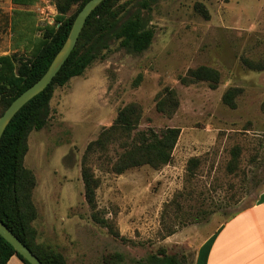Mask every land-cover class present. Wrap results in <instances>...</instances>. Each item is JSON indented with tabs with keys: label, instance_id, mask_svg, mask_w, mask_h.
Segmentation results:
<instances>
[{
	"label": "rangeland",
	"instance_id": "rangeland-1",
	"mask_svg": "<svg viewBox=\"0 0 264 264\" xmlns=\"http://www.w3.org/2000/svg\"><path fill=\"white\" fill-rule=\"evenodd\" d=\"M119 5L126 11L123 20L143 19L153 31L152 42L140 54L113 42L81 76L54 88L47 123L29 134L23 159L35 179V242L65 264L145 263L163 253L193 264L201 243L264 190V69L243 63L264 65V0H120ZM56 15L53 0L31 7L0 0V52L28 57ZM201 66L217 71L216 88L182 81ZM229 88L241 89L234 109L222 103ZM169 92L178 105L166 102L160 110L158 102ZM131 104L140 113L137 131L178 128L180 135L169 164L118 175L109 170V161L122 152L117 142L86 157L85 151ZM234 148L239 157L230 172ZM84 159L99 182L95 211L106 227L91 218L84 198ZM190 159L198 160L193 173Z\"/></svg>",
	"mask_w": 264,
	"mask_h": 264
},
{
	"label": "trees",
	"instance_id": "trees-1",
	"mask_svg": "<svg viewBox=\"0 0 264 264\" xmlns=\"http://www.w3.org/2000/svg\"><path fill=\"white\" fill-rule=\"evenodd\" d=\"M39 0H11L15 7L35 6ZM89 0H53L57 15L53 25H47L39 36L34 51L26 58L17 52L0 56V116L7 107L25 90L38 81L48 69L55 55L65 43L79 11ZM120 0H104L87 18L79 35L75 48L65 61L53 81L37 96L28 101L11 119L0 139V220L42 264H65L63 257L35 242L36 231L32 222L36 218V209L32 202V190L35 185L33 174L23 166L28 150L27 140L32 131L43 129L49 117V103L55 87L64 86L70 79L79 77L94 61L104 58V52L113 42L130 53L140 54L148 49L153 39V31L147 28L143 19L132 16L123 20L124 7ZM147 7L145 2L142 3ZM208 18L202 5H197ZM74 8L73 13L69 12ZM124 12V13H123ZM14 26L18 23L14 21ZM41 30V29H40ZM243 63L252 69H264L261 63L247 59ZM189 82H207L216 88L219 75L216 70L198 67L188 72L182 80ZM241 92L239 88H229L222 96V103L231 109L236 108L235 98ZM168 99L158 102L162 110L166 102L173 107L178 103L174 93L169 92ZM140 113L136 105L131 104L119 110L111 126L104 129L97 140L86 147L85 157L96 149H104L110 142H117L122 152L114 161H109V170L114 174L149 166L159 169L171 162L172 152L178 141V128H164L159 131H137ZM232 159L228 165L230 172L235 171L239 149L231 151ZM82 167L84 198L91 209V218L102 226L108 222L96 213V189L99 185L92 169ZM198 160L190 159L188 171L193 173ZM204 218V217H202ZM170 230L168 235L173 234ZM16 256L23 264H29L0 236V264H6L10 257ZM135 264H179L176 256L166 254L152 255L145 263Z\"/></svg>",
	"mask_w": 264,
	"mask_h": 264
},
{
	"label": "crops",
	"instance_id": "crops-1",
	"mask_svg": "<svg viewBox=\"0 0 264 264\" xmlns=\"http://www.w3.org/2000/svg\"><path fill=\"white\" fill-rule=\"evenodd\" d=\"M0 52V56H5ZM6 264H23L16 256ZM193 264H264V190L250 207L215 229L198 247Z\"/></svg>",
	"mask_w": 264,
	"mask_h": 264
},
{
	"label": "water",
	"instance_id": "water-1",
	"mask_svg": "<svg viewBox=\"0 0 264 264\" xmlns=\"http://www.w3.org/2000/svg\"><path fill=\"white\" fill-rule=\"evenodd\" d=\"M104 0H89L83 8L79 11L74 19L71 30L68 37L55 55L51 64L49 65L43 76L36 81L32 86L20 94L4 111L0 116V139L6 129L7 125L14 117V115L32 98L44 91L48 85L53 81L65 61L70 56L71 52L75 48L79 35L84 27V24L92 13V11L100 5ZM0 236L29 264H42L33 252L26 247L12 232L3 224L0 220Z\"/></svg>",
	"mask_w": 264,
	"mask_h": 264
}]
</instances>
